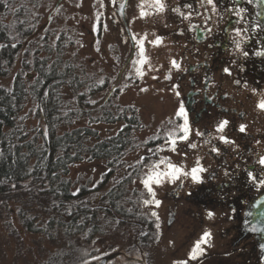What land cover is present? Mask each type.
<instances>
[{"label":"rangeland","instance_id":"374dc122","mask_svg":"<svg viewBox=\"0 0 264 264\" xmlns=\"http://www.w3.org/2000/svg\"><path fill=\"white\" fill-rule=\"evenodd\" d=\"M11 1L7 14L2 16L0 13V20L9 23L13 33L11 22L23 10L25 17L21 20L26 23V29L33 31L29 38L22 41L10 36L11 46L15 44L17 47V55L0 86L9 88L14 80L22 79L26 89L32 88L42 75L40 69L48 72L51 79L57 77L46 88L43 86L44 90L40 88L34 92L37 101L32 97L26 100L16 124L23 131V136H46L45 132H51L58 137L66 132L81 131L88 133L86 143L90 146L118 138L122 146L118 164L107 160L88 162L85 157L71 166L69 179L74 186L72 192L79 189V194L80 189L85 188L86 195L82 199H77L78 194L75 195L74 202L84 203L97 216L93 222L90 218L89 224L78 220L69 232L66 231L69 222L57 221L40 206L25 208L29 192L39 194L40 191L32 179L16 185V188L12 185L4 188L0 192V264H48L51 258L60 259V262L67 258V264H81L82 259L90 260L91 264L104 261L105 264H174L178 260H188V264H243L236 260L234 254L231 255V262L223 258V245L232 244V241L220 233L225 226H216L213 219L202 231L183 230L179 224L170 231L166 230L168 211L161 199L166 192L174 190L179 181L154 185L156 198L162 201L161 206H145L141 193H144L145 199L150 197L139 181L138 171L126 167L127 164H135L141 155L145 156L146 164L156 162L159 156L168 155L173 163L179 161L182 167L189 169V163L182 158L181 152L177 155L166 150L157 156L147 152V148L155 149L163 143V139L150 138L156 135L164 137L171 129L169 119L180 123L175 117L178 109L175 94L160 90L156 84L158 78L153 79L157 77L155 62L147 59L142 78L135 75L132 66V79L122 78L111 99L105 103L108 88L110 90L117 81L112 80L113 72L107 67L103 39L93 37L94 6L98 0H63L60 11L53 14L43 31L39 30L44 27L58 0ZM101 78L106 82L98 86ZM120 88H124L123 92ZM141 88L147 91L142 92ZM89 99L97 103H86ZM41 102L52 106L55 125L45 117ZM123 125L128 127L121 133ZM144 140H148V144H143ZM109 168L112 170L107 171ZM128 172H132V176H127ZM102 173H106L102 182L93 187L94 181L101 180ZM117 180L120 182L117 183ZM113 207H117L116 210ZM23 209L26 220L30 218L29 225H24L23 219L18 216ZM151 211L159 215V230L155 227L156 218L150 215ZM205 231L213 237L212 246L204 247L205 254L197 260H189V253ZM142 232L148 235H140ZM249 237L253 239L255 252L252 261L245 263L261 264L255 240ZM92 241L96 244L93 245ZM239 244L238 241L235 246ZM96 248L100 251L97 252ZM85 250L89 253L87 257L84 256ZM105 252L108 255H102ZM97 255L102 256L101 260H92Z\"/></svg>","mask_w":264,"mask_h":264},{"label":"flooded vegetation","instance_id":"af4514ba","mask_svg":"<svg viewBox=\"0 0 264 264\" xmlns=\"http://www.w3.org/2000/svg\"><path fill=\"white\" fill-rule=\"evenodd\" d=\"M62 2L63 0L57 1L47 22L39 31L49 25V18H52L56 7ZM119 2L123 0H118ZM163 2V13L150 14L144 18L139 16L138 5L141 0H129V6L123 15L118 10V4L113 6L110 0H104L105 7L101 8L97 2L94 6L95 13L97 10L103 13L101 22L107 24L108 30L94 31L93 37L103 39L107 67L111 68L112 74L115 76L118 72L122 73L116 80L115 86L118 87L133 66L129 60V57H134L131 35L142 37L146 34V57L155 62L158 78L156 84L167 93L175 94L178 90L180 96L175 95V104L178 107L183 102L188 112L192 129L190 142L195 143L197 148L188 147V142H178L177 152H181L182 158L188 161L189 169L199 159L207 171L201 174L203 183H193L190 177L186 180L182 177V188L179 181L174 190L171 189L162 196L161 200L167 205L168 211L166 230L170 231L179 224L183 230L202 231L209 220L213 219L216 226H225L220 233L225 239L232 241V244L223 245V258L231 262V255L234 254L236 260L246 264L252 261L255 246L246 231L245 220L250 202L264 191L261 189L258 192L248 182L246 172L250 170L254 174L259 173L261 166L257 161L264 157V111L257 107L259 101L264 99V56L255 55L256 51L264 50V33L260 26L257 27L259 24L254 19V9L248 0H216L215 12L210 5L201 7L200 0ZM185 3L193 5L190 20H184L172 12L174 7L180 6L187 13L189 10L183 7ZM239 8L246 10L241 13L242 18L228 11ZM145 10L150 13L153 11L148 8ZM124 16L127 17V22ZM190 25L198 27L190 30ZM237 27L247 31L242 32L241 37H236L234 29ZM208 29H211L210 34ZM156 35L163 37L159 46L148 43ZM234 39H242L241 48L249 53L248 57H243L236 50ZM172 59L180 63L179 71L171 68ZM225 67L230 68L231 76L223 72ZM169 70L172 77L170 80L165 79ZM235 80H240L241 83L236 84ZM245 82L247 87L244 86ZM174 84L179 85V88L174 90ZM253 88L257 89L255 93L252 92ZM111 89L108 88L105 103L115 93ZM223 119L230 121L225 134L236 141L239 147L235 150L232 145H225L212 138L216 135V124ZM178 120L182 123V120ZM241 123L247 125L244 134L237 130ZM197 129L206 135L196 136ZM207 133H211L212 137ZM208 139H211V144L205 143ZM212 145L219 147V154L210 151ZM184 153L187 155L184 156ZM209 212L214 214L211 218L208 216ZM202 235L203 233L198 240ZM238 241L239 246H235ZM212 242L214 240L211 236L210 245L203 247L209 248Z\"/></svg>","mask_w":264,"mask_h":264},{"label":"trees","instance_id":"16d2710c","mask_svg":"<svg viewBox=\"0 0 264 264\" xmlns=\"http://www.w3.org/2000/svg\"><path fill=\"white\" fill-rule=\"evenodd\" d=\"M11 0L0 2V13L7 14V6ZM5 4L7 6H5ZM24 12L20 10L15 15L12 30L9 23L0 20V82L8 76V71L17 55V47L12 48L10 36L19 40L29 38L32 29H26ZM24 22V24H23ZM38 82L29 89H26L22 79L14 80L11 87L0 86V192L13 184L18 185L25 181L33 180V184L40 189L39 194L29 192V201L25 205L27 209L40 206L49 216H52L61 223H68L67 232L73 230L78 220L93 222L96 219L94 211L86 208L84 203H75V196L72 194L74 188L69 179L71 166L76 162L88 158V162L95 160H107L111 164H118L121 153L122 142L118 138L112 142H104L90 146L87 144V132H66L61 136H54L48 132L46 136L29 135L23 136V131L16 125L19 115L25 107V102L30 97L36 101L35 91L46 88L56 78L51 79L48 72L42 71ZM53 75L54 72H52ZM57 76V75H56ZM43 88V90H44ZM38 96V95H37ZM39 97V96H38ZM43 104L45 117L54 123L52 106ZM52 125V126H53ZM36 132V131H35ZM121 137V136H120ZM85 188L80 189L77 199L85 197ZM117 207H113L116 210ZM102 210V209H101ZM69 211L71 215H69ZM23 219L24 225H29V220L24 217V209L18 212ZM78 226V225H77ZM71 259H74L70 257ZM65 260L51 258L48 264H67Z\"/></svg>","mask_w":264,"mask_h":264},{"label":"snow or ice","instance_id":"6c2138e0","mask_svg":"<svg viewBox=\"0 0 264 264\" xmlns=\"http://www.w3.org/2000/svg\"><path fill=\"white\" fill-rule=\"evenodd\" d=\"M0 2H3V0H0ZM100 7L103 8L105 7L104 0H98ZM249 3H252L253 0H248ZM110 3L113 6H117L118 4V10L120 13L123 15L126 8L129 6V0H123V2H119L118 0H110ZM205 5H210L212 8V11L215 12L217 11V3L216 0H200V6L204 7ZM5 6H7L5 4ZM79 6V5H77ZM60 7L58 6L56 11H60ZM139 7V16L140 18L147 17L150 14H157V13H163L165 11V4L163 0H141V3L138 5ZM185 9H188L189 11L187 13L183 12L181 10L180 6L174 7L172 9L173 13L178 14L180 17H182L184 20H190L192 16V11H193V5L192 3H185L183 5ZM145 8L152 9L153 11L150 13L149 11H146ZM229 12H234L237 17H241V13L245 12L246 10L243 8L239 9H229ZM199 14V12H197ZM103 16V13L97 10L95 19L93 21V30L96 32H99L101 30L107 31V24L101 22V17ZM242 18V17H241ZM51 19V17L49 18ZM125 21L127 22V17L124 16ZM115 22V21H114ZM134 22V21H133ZM237 23H239V20H237ZM198 26L197 25H190V30L196 29ZM259 27V25L257 26ZM47 31V29H45ZM123 31V29H122ZM209 34L211 33V29L207 30ZM236 37H241L242 32L247 31L246 29H242L240 27H237L234 29ZM180 35H183V32L179 33ZM43 39V37H41ZM57 39H59V36H57ZM131 40L133 41V49H134V57H129L130 63L133 65L135 75L137 77H143L144 76V71H143V66L147 62V57H146V49H145V41L147 40V35L139 37L136 34L131 35ZM163 41V37L156 35L154 40L148 41L149 44L154 45V46H159ZM127 41H125L126 43ZM76 43H80L77 41ZM233 43L235 44V48L237 51L241 53L243 57H248L249 53L247 51H243L241 48L242 45V39H234ZM99 44V41H97V45ZM16 45L13 44L12 47H15ZM0 47H3V45H0ZM111 47V46H109ZM97 51H100L99 47H97ZM198 51V49H197ZM75 55V53H73ZM256 56H264V50L261 51H256L255 52ZM235 61H233L234 63ZM117 63H118V58H117ZM127 68V65L125 66ZM180 63H178L175 59L171 60V68H175L176 70H180ZM151 70V69H150ZM223 72L229 76H231V70L229 67L223 68ZM122 73L118 72L116 73L115 76L112 77V80L115 81L117 80L118 77H120ZM132 71L129 70L126 75H124L125 80H131L132 79ZM171 77V70H169V73L165 76V79L170 80ZM153 79H157V77H153ZM105 79L101 78L98 81V86H102L105 84ZM234 83L240 84V80H235ZM245 87H247V83L245 82ZM124 87H127V85H124ZM172 88L174 90L179 88V85H172ZM117 86H113L111 91H116ZM121 92H123L124 88L119 89ZM140 91H147L145 88H141ZM257 91L256 88L252 89V92L255 93ZM47 95V94H45ZM175 95L177 97L180 96V92L178 90L175 91ZM86 103L95 105L97 103L96 100L89 99L86 101ZM259 109L264 111V99H261L257 105ZM122 111V109H121ZM175 117L182 120V123H177L176 120L174 119H169L168 124L171 125V129L168 130L165 134L164 137H161L160 135H156L150 139L153 140H161L163 139L162 144H158L155 149L149 147L147 148V152L151 153L152 156H157L158 153L162 151H171L172 153H175L177 155H180V153L177 152V147H178V142H188V147L192 149H196L197 145L195 143L190 142V134L192 132L190 122H189V115L188 112L185 108V105L183 102L179 103L178 109L175 112ZM230 121L227 119H223L220 122H218L215 126V133L216 135L212 137L211 133H207L208 136L216 139L220 143H223L225 145H232L233 150L238 148L239 146L236 145V141L233 139H230L228 135L225 134V129L228 127ZM128 125H123L120 129V132L122 133L125 128H127ZM247 125L241 123L238 127L239 133H246ZM45 135H47V132H45ZM196 136H205V132H201L199 129L195 131ZM143 144H148V140L142 141ZM206 144H211V139L205 140ZM259 143V141H257ZM135 147H139V145H135ZM210 151L212 153L219 154L220 149L216 145H212ZM187 153H184V156H186ZM145 156H138L136 159L135 164H127V168H131L133 170L138 171V178L140 183L143 185L144 189L146 190L148 196L150 198H143L144 193H141V198L143 205L145 206H151L154 205L156 208H159L161 206L162 201L156 198V191L154 189V185L159 186L162 185L164 182H170V183H176L177 181H181L180 187H183V179H188L189 177L193 181V183H203V179L201 174L206 172L207 169H205L202 165L199 159L195 161V166L191 167L190 169H185L180 165V162L173 163L171 158L168 155L164 156H159L158 160L156 162H150V163H145ZM150 160V157L148 158ZM257 163L261 166V170L259 173L254 174L253 171L246 170L247 172V179L248 182L259 192L261 189H264V157H260ZM163 166V167H162ZM239 167V165H237ZM147 169V171H143V169ZM112 169H107V171H111ZM106 173L101 174V180L100 181H94L93 182V187H96L98 183L102 182L103 176ZM132 172L126 173L127 176H132ZM227 175V173H226ZM117 183L120 181L117 180ZM135 183V180L133 181ZM13 188H16V185H12ZM79 192V189L74 191L72 194L75 196ZM191 194V193H189ZM261 203H264V198L259 199L256 201L255 206H259ZM19 211V210H18ZM235 211V209L233 210ZM71 215V212L69 211L68 213ZM150 215L152 217L156 218V223L155 227L156 229H160L161 225L159 223V215L157 214L156 211H151ZM214 214L212 212L208 213V216L211 218ZM248 216H252V212L247 213ZM261 217H264V212H260L258 214ZM117 224L119 221L116 222ZM171 223V221L169 222ZM247 223V221H246ZM257 225H262L261 227H257ZM252 232H264V221L262 220H257L255 224L251 226L249 229ZM91 231V229H89ZM142 236H147L148 233L142 232L140 233ZM210 239H211V233L205 231L201 237L200 240H198L195 245L193 246L191 252L189 253V260H197L200 256H203L205 254V248L202 247V245H210ZM92 244L95 245L96 241H92ZM260 247L264 249V244H261ZM97 252L100 250L98 248L95 249ZM89 253L87 250L84 251V256L87 257ZM102 255H108L107 252L103 253ZM102 256L97 255L92 257V260L99 261L101 260ZM81 264H91V261L88 259H82ZM174 264H188V260H178L174 261Z\"/></svg>","mask_w":264,"mask_h":264},{"label":"water","instance_id":"95a60500","mask_svg":"<svg viewBox=\"0 0 264 264\" xmlns=\"http://www.w3.org/2000/svg\"><path fill=\"white\" fill-rule=\"evenodd\" d=\"M254 9V19L261 27L260 29L264 33V0H253L251 3ZM57 8V7H56ZM264 198V191L252 202L249 204V212H252V216H247L245 220L246 231L250 234L251 237L255 240L256 250L258 252V260L261 264H264V249L260 247L261 244H264V232H252L249 229L257 220L264 221V217L259 216L260 212H264V203H261L259 206H255L256 201ZM247 221V223H246ZM262 225H257L261 227ZM101 264H105V261Z\"/></svg>","mask_w":264,"mask_h":264}]
</instances>
